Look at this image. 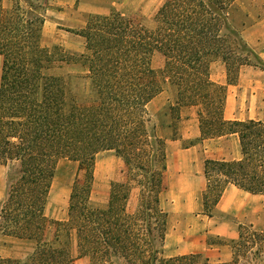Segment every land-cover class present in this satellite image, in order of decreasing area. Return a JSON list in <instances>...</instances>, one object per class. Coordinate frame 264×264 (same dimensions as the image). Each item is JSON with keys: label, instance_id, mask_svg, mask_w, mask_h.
I'll list each match as a JSON object with an SVG mask.
<instances>
[{"label": "trees", "instance_id": "16d2710c", "mask_svg": "<svg viewBox=\"0 0 264 264\" xmlns=\"http://www.w3.org/2000/svg\"><path fill=\"white\" fill-rule=\"evenodd\" d=\"M10 1L5 7L0 0V164L7 167L0 234L36 245L26 258L0 257V264H69L72 238L77 257L89 264H214L201 253L164 254L167 141L148 104L169 86L173 120L180 106H195L201 139L237 134L240 160L206 161L205 211L228 183L264 194V123L225 120L226 87L209 76L216 59L225 64L228 84L237 82L241 66H264L233 27L237 0H163L151 26L115 9L90 14L68 30L83 39L81 52L43 43L41 4ZM65 66L85 73L61 71ZM77 78L87 82L82 93ZM106 150L122 161L123 178L110 183L107 204L94 207L95 156ZM61 159L76 162L77 170L67 219L53 221L45 209Z\"/></svg>", "mask_w": 264, "mask_h": 264}, {"label": "crops", "instance_id": "0c3cea01", "mask_svg": "<svg viewBox=\"0 0 264 264\" xmlns=\"http://www.w3.org/2000/svg\"><path fill=\"white\" fill-rule=\"evenodd\" d=\"M33 1L37 2L36 0ZM75 2L76 0L73 1V3ZM67 4L71 5V1H68ZM100 11V8H98L93 10L92 13L97 15L108 14ZM57 13L58 17L63 18L61 11H57ZM44 16L43 41L47 20L45 13ZM77 21L76 29L85 24V20L80 22L78 19ZM240 35L247 46L264 61V19H259L245 27ZM1 67L2 56H0V76ZM209 76L213 82L226 87L223 110L225 120H255L264 123V79H251L239 73L237 82L228 84L225 64L221 60H215L210 64ZM154 99L148 104L149 111V106ZM167 102L174 105L173 95H169ZM177 122L178 127L176 130L179 133V138L168 140L166 143V189L160 198L161 207L167 212L164 254L167 257H174L190 253H201L211 263L228 262L231 259L230 244L239 237L241 226L247 222L256 224L258 221H264V194H252L228 183L224 186L210 213L205 211L203 194L207 189L206 161L240 160L242 157L240 141L235 133L201 139L195 106H180ZM181 140H188L189 143L185 147H181L178 145ZM106 151L112 152L115 156L113 151ZM6 168L5 165L0 164V203L5 196L4 189L6 191ZM70 191L71 188L69 195ZM107 202L102 206H105ZM45 214L49 217L46 209ZM260 215H262L261 218ZM50 219L53 221H66L67 213L65 218L60 220ZM0 236L10 243L14 242L29 246V249L23 255L2 253L0 251V257L2 258L24 259L33 252L36 245L34 240L20 239L3 234H0ZM175 245H178L180 249L172 247ZM71 251L73 260L69 264H89L87 257H77L74 238L71 239Z\"/></svg>", "mask_w": 264, "mask_h": 264}, {"label": "rangeland", "instance_id": "374dc122", "mask_svg": "<svg viewBox=\"0 0 264 264\" xmlns=\"http://www.w3.org/2000/svg\"><path fill=\"white\" fill-rule=\"evenodd\" d=\"M36 1L46 9L45 15L47 20L44 28L43 43L47 46L57 44L70 52H81L84 44L82 38L68 30L76 29L77 20L79 19L80 22L86 21L89 14H93V10L100 8L101 13H109L112 9H115L127 16L140 19L145 26H151L152 16L162 2V0H76L75 3H73L75 0ZM68 1H71V5L67 4ZM11 3L10 0H3L5 7H9ZM57 11L62 12L63 18L57 16ZM231 19L233 27L241 33L245 27L259 19H264V0H237L236 8L231 14ZM248 58L252 64H255V58L251 54L248 55ZM161 64V58L156 56L153 60V66L159 68ZM240 69L242 73L241 70L239 73L242 76H247L251 79H264V66L243 65ZM61 71L81 75L85 73L75 66H65ZM74 82L78 92L82 93L85 91L87 82L84 78L74 79ZM174 94V89L167 86L149 106L153 121L157 126V133L166 138V141L172 140L173 134L174 139L179 138V133L176 130L178 122L176 123L173 120L175 114L173 115V112L169 109L171 102H167L169 95H173L174 98ZM188 143V140H181L178 145L185 147ZM76 170L77 163L67 159H61L56 164L49 200L46 206V213L50 218L55 220L65 218L69 190L74 181ZM123 170L122 161L115 157L112 152L103 151L95 156L94 181L90 196V204L92 206L101 207L107 202L110 183L115 180H121L123 178ZM132 201L135 202L134 197ZM261 217L262 215H260ZM52 231L53 229L50 228L47 233L48 239L52 237ZM239 233L240 235L235 242L230 244L231 259L228 262L220 264H264V221H258L256 224L247 222L241 226ZM73 246L74 243L72 244V248ZM172 247L179 248L178 245ZM28 249L29 246L25 244L10 243L0 236V251L2 253L23 255Z\"/></svg>", "mask_w": 264, "mask_h": 264}]
</instances>
